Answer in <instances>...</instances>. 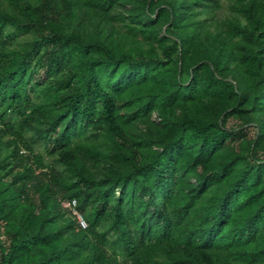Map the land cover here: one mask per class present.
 Wrapping results in <instances>:
<instances>
[{
	"label": "trees",
	"instance_id": "trees-1",
	"mask_svg": "<svg viewBox=\"0 0 264 264\" xmlns=\"http://www.w3.org/2000/svg\"><path fill=\"white\" fill-rule=\"evenodd\" d=\"M0 264H264V0H0Z\"/></svg>",
	"mask_w": 264,
	"mask_h": 264
},
{
	"label": "built area",
	"instance_id": "built-area-1",
	"mask_svg": "<svg viewBox=\"0 0 264 264\" xmlns=\"http://www.w3.org/2000/svg\"><path fill=\"white\" fill-rule=\"evenodd\" d=\"M64 208H67L72 211L73 215L75 216L79 226L82 229H85L87 227V224L83 218V216L75 209L76 201L72 200L71 202H67L63 204Z\"/></svg>",
	"mask_w": 264,
	"mask_h": 264
},
{
	"label": "rangeland",
	"instance_id": "rangeland-1",
	"mask_svg": "<svg viewBox=\"0 0 264 264\" xmlns=\"http://www.w3.org/2000/svg\"><path fill=\"white\" fill-rule=\"evenodd\" d=\"M34 151L35 152H39L43 155L44 159H45V162L47 164H52L54 165L57 169H60V166L57 165V164H54V161H53V156L51 154H49L47 151H46V148L44 147V144L43 142H39V143H36L34 145Z\"/></svg>",
	"mask_w": 264,
	"mask_h": 264
}]
</instances>
